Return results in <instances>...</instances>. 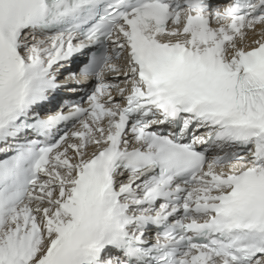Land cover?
<instances>
[{"label": "snow or ice", "instance_id": "6c2138e0", "mask_svg": "<svg viewBox=\"0 0 264 264\" xmlns=\"http://www.w3.org/2000/svg\"><path fill=\"white\" fill-rule=\"evenodd\" d=\"M0 157V264H264V0H0Z\"/></svg>", "mask_w": 264, "mask_h": 264}, {"label": "bare ground", "instance_id": "6f19581e", "mask_svg": "<svg viewBox=\"0 0 264 264\" xmlns=\"http://www.w3.org/2000/svg\"><path fill=\"white\" fill-rule=\"evenodd\" d=\"M74 68H75V66H74V65H71L70 69H68L67 71H75ZM91 83H93V82H82V83L79 84V85H84V84H86V86H90ZM122 83H124L123 80H122ZM79 85H74L73 87H75V86H79ZM75 95H77V94H76V93L69 92V90H68L67 88L61 90V91L59 92V94L56 95V98L58 99V106H59V103L63 102L62 99H63L64 97H74ZM47 109H49V107H48ZM48 111H50V109H49ZM48 111H47L46 115H48V114L50 113V112H48Z\"/></svg>", "mask_w": 264, "mask_h": 264}]
</instances>
